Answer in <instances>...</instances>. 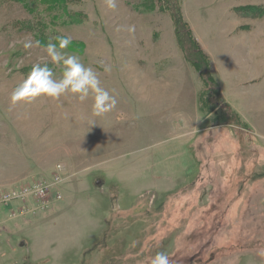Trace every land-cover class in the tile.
<instances>
[{
  "label": "rangeland",
  "instance_id": "rangeland-1",
  "mask_svg": "<svg viewBox=\"0 0 264 264\" xmlns=\"http://www.w3.org/2000/svg\"><path fill=\"white\" fill-rule=\"evenodd\" d=\"M252 41L264 45V0H0V192L59 178L42 203L0 206V264H264V129L244 121L248 86L230 75ZM68 56L114 108L11 101L22 84L54 90L37 66L75 84Z\"/></svg>",
  "mask_w": 264,
  "mask_h": 264
},
{
  "label": "clouds",
  "instance_id": "clouds-1",
  "mask_svg": "<svg viewBox=\"0 0 264 264\" xmlns=\"http://www.w3.org/2000/svg\"><path fill=\"white\" fill-rule=\"evenodd\" d=\"M69 43L70 41L67 38H60L61 48H66ZM47 51L49 52V55L52 56L55 62L57 63L63 57V54L57 51V46L54 44H49L47 46ZM65 63H70L71 65L74 66L72 71H75L76 73V76L74 77L75 84H72L71 82L65 83V80L68 78V74H69L67 72L64 78H62L59 81H56L52 79L51 70L48 69L47 66H45L44 68H40L39 66H37L36 68L33 69V71L34 72L47 71L49 73L47 77L49 88L54 90L32 93L29 89L26 92L22 84L16 90L13 91L11 96V101L12 102L18 100L30 101L36 96L54 97L58 99L61 95H66V94H70L74 98H77L79 100H85L91 95L93 99L92 114L94 116L101 114V112L96 107V101L98 100L103 101V103L100 105V108L103 109L104 111H110L112 108L115 107L116 99L110 96V94L104 88L101 87L100 80L92 68H86L83 64L79 62L78 58L75 56L66 57ZM29 75L31 76V73ZM93 124H95L94 121ZM151 264H169V258L164 252H159L151 259Z\"/></svg>",
  "mask_w": 264,
  "mask_h": 264
},
{
  "label": "crops",
  "instance_id": "crops-1",
  "mask_svg": "<svg viewBox=\"0 0 264 264\" xmlns=\"http://www.w3.org/2000/svg\"><path fill=\"white\" fill-rule=\"evenodd\" d=\"M248 43V47L244 46V49L249 50V57L237 63H228L232 66L230 75L236 87L244 84L248 86L240 89L243 91L242 97L245 106L249 109V112L247 110L248 114L247 112L242 113V117L260 133V129H264V45L260 46L261 42H258L259 46H254L255 42L253 41ZM226 105L232 109L230 104Z\"/></svg>",
  "mask_w": 264,
  "mask_h": 264
},
{
  "label": "built area",
  "instance_id": "built-area-1",
  "mask_svg": "<svg viewBox=\"0 0 264 264\" xmlns=\"http://www.w3.org/2000/svg\"><path fill=\"white\" fill-rule=\"evenodd\" d=\"M59 183V178L53 175L51 180L41 178L30 184L24 185L23 188L12 192H0V206L7 207L10 201L19 200L21 203L26 201L28 197L32 200L42 203L44 200L53 194L52 188Z\"/></svg>",
  "mask_w": 264,
  "mask_h": 264
},
{
  "label": "trees",
  "instance_id": "trees-1",
  "mask_svg": "<svg viewBox=\"0 0 264 264\" xmlns=\"http://www.w3.org/2000/svg\"><path fill=\"white\" fill-rule=\"evenodd\" d=\"M176 23L179 27L180 25H179L178 19H176ZM178 29H180V27ZM179 32L181 33V31H179ZM182 42L184 43L183 46L186 49L185 52L188 56L189 62L198 67V69L200 71V75L202 77V80L204 81V83L208 84L211 81V75L208 73L206 58L201 54V52L198 48V45L195 42L189 41V40L188 41L183 40ZM213 85L215 87V92H216L215 97L219 99L220 98L219 94H218L219 84L215 81V83H213ZM226 108L228 110L230 109L228 106H226Z\"/></svg>",
  "mask_w": 264,
  "mask_h": 264
}]
</instances>
